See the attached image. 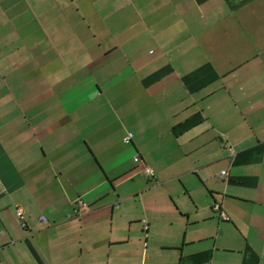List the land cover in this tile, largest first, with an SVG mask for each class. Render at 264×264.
Listing matches in <instances>:
<instances>
[{
  "label": "crops",
  "instance_id": "1",
  "mask_svg": "<svg viewBox=\"0 0 264 264\" xmlns=\"http://www.w3.org/2000/svg\"><path fill=\"white\" fill-rule=\"evenodd\" d=\"M0 264H264V0H0Z\"/></svg>",
  "mask_w": 264,
  "mask_h": 264
},
{
  "label": "built area",
  "instance_id": "2",
  "mask_svg": "<svg viewBox=\"0 0 264 264\" xmlns=\"http://www.w3.org/2000/svg\"><path fill=\"white\" fill-rule=\"evenodd\" d=\"M130 139H131V136H129V137L127 138V141L130 140ZM144 173L146 174L147 177H150V178H153V177L155 176L154 171H153L151 168H148V167L145 168ZM222 174H223V175H227L228 173H227V171H223ZM80 204H81L82 206H86L83 202H80ZM214 210L217 211V212H221V206H220V205H215V206H214ZM18 216L21 217V218H23V216H22V212H21V211L18 212ZM221 217H222V219H224V220H228L227 215L224 214V213H222V212H221ZM40 220H41L42 222H44V223H47V219H46L45 216L40 217ZM147 229H148V227H146V230H147Z\"/></svg>",
  "mask_w": 264,
  "mask_h": 264
}]
</instances>
